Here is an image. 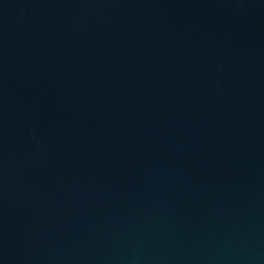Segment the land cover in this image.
Listing matches in <instances>:
<instances>
[{
  "label": "water",
  "instance_id": "95a60500",
  "mask_svg": "<svg viewBox=\"0 0 264 264\" xmlns=\"http://www.w3.org/2000/svg\"><path fill=\"white\" fill-rule=\"evenodd\" d=\"M0 264H264V0H0Z\"/></svg>",
  "mask_w": 264,
  "mask_h": 264
}]
</instances>
